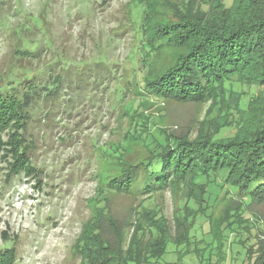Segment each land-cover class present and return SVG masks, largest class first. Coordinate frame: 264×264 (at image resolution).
I'll return each instance as SVG.
<instances>
[{"label": "rangeland", "instance_id": "obj_1", "mask_svg": "<svg viewBox=\"0 0 264 264\" xmlns=\"http://www.w3.org/2000/svg\"><path fill=\"white\" fill-rule=\"evenodd\" d=\"M0 1V7L18 10L16 19L0 26L2 31L9 32L18 19L24 21V16L31 15L36 18L37 34H29V39L35 45H45L38 64L20 62L22 67L32 64L39 76L47 77L62 60L65 68L89 75L88 79H72L63 96L64 105L52 109V120H43L47 107L41 106L37 128H29L31 167L26 162L23 167H11L8 162L12 157L6 160L0 152V251L9 245L4 264H81V241L95 235L115 250L123 246L128 264H253L258 245L260 257L255 264L264 262V199L236 193L228 197L223 172L211 176L222 187L212 183L204 193L179 183L176 192L161 190L150 198L103 189L126 160L139 161L148 153L144 143L194 140L205 137L204 133L213 139L232 138L241 130L242 114L248 110L252 114L249 97L253 102L264 97V84L241 88L239 82L227 81L225 93H212L204 102L145 98L128 90L123 97L115 87L127 80L133 90H139L146 77L143 69H148L140 60L137 63L139 21L137 17L132 18L133 23L128 19L130 0ZM208 1L201 3L199 11L207 10ZM229 1L224 2L228 5ZM162 2L165 15L160 18V29L174 24L176 35L184 33L187 15L179 12L183 0ZM190 9L195 10L194 4ZM179 14L184 19H178ZM16 40L13 36L0 39V77L17 62ZM174 46L162 45L152 64L156 69L170 63L178 49ZM111 75L123 78L118 84V77L109 82ZM235 96H239L237 101ZM132 122L139 123L137 138L129 131ZM1 139L7 138L2 134ZM111 146L118 154L117 149L124 147L125 154L118 156L120 159L108 158ZM186 207L194 209L185 211L189 216L184 213ZM228 207H240L241 218ZM178 210L181 215H175ZM251 214L257 219V228L247 223ZM143 219H152L162 228L156 235L151 231L152 241L146 242L150 223ZM164 225L170 231L163 230ZM132 237L146 245H127ZM90 255L98 256L93 249ZM101 256L91 264L115 259L107 253Z\"/></svg>", "mask_w": 264, "mask_h": 264}, {"label": "trees", "instance_id": "obj_2", "mask_svg": "<svg viewBox=\"0 0 264 264\" xmlns=\"http://www.w3.org/2000/svg\"><path fill=\"white\" fill-rule=\"evenodd\" d=\"M203 1L183 0L179 12L182 16L187 15L184 20L185 32L177 35V30H173L174 24L167 25L169 28L164 27L163 31L160 29V26H163L160 18L165 15L162 0L129 1L131 6L128 19L133 23L132 18L137 17L139 21L136 29L139 33L137 63L140 60L141 64H147L148 69H143L146 77L139 83V90H133L131 82L126 80L120 87H115L116 92L121 91L123 97L128 90L135 91L137 95L145 98L150 96L176 102H204L212 93H225L223 89L227 81L239 82L241 88L251 83L264 84V0H230L228 5L225 0H209L207 10L202 12L199 11V6ZM189 3L192 5L188 6ZM193 4L195 10L191 11ZM0 5H3L2 1ZM16 12L18 10L10 11V7L1 6L0 26L5 25L8 19L15 18ZM180 14L176 17L184 19ZM34 19L36 18L31 15L24 16V21L18 19L9 30L10 33L0 28L1 40L11 36L18 39V45L14 49L17 62L0 77L3 81L0 84V152H3L6 160L12 157L8 162L11 167L15 164L23 167L24 162L28 168L31 167L32 157L28 146L32 141V133L29 128H37V115L41 106L47 107L43 120H52V109L58 108L61 103L64 105L63 96L66 90L70 89L72 79H86V76L89 78L85 71L77 73V69L65 68L62 60L58 58H55V61L60 60V63L55 64L54 73L49 71L47 77L39 76L40 73L34 71L36 68H33L32 64L27 67L20 65V62L25 65L26 61L38 64L42 60L44 43L35 45L36 42L29 39V34H37ZM40 19L43 23V19ZM177 25L183 26L181 23ZM165 44H174L178 49L167 66L156 69L152 64L159 58V51ZM140 50H145L147 54H142ZM116 77V83L123 78L111 75L108 77L109 82ZM94 83L97 84L95 81ZM136 84L138 86V81ZM216 87H219V90ZM234 98L237 101L239 96ZM261 98V101L253 102L249 97L248 101L252 102L249 105L252 114L249 110L242 114L241 130L232 138L213 139L214 137L209 138L208 133H204L206 138L168 142L158 140L152 147L144 143L148 153H145V156L143 154L139 161L126 160L125 165H120L119 173L108 178L103 189L107 191V188H110L111 191L130 197L150 198L153 192L161 190L176 192L179 183V186L183 185L188 190L192 188L204 193L206 187L212 183L222 187L217 185L211 176L223 172L221 179L229 185L223 186L227 187L228 197L232 198L236 193L249 198L264 199V97ZM66 100L69 101L68 98ZM138 124L131 123V136L133 131L136 133ZM2 134L7 138L5 141L1 139ZM138 134L140 135V132L133 137L137 138ZM111 149V154L107 153L108 158L113 156L120 159L118 156L125 154L124 147L117 149L119 154L113 146ZM202 180H207V183ZM197 201L194 199L193 202ZM228 209L234 212L236 217L242 214L240 207ZM186 210L194 212L191 207H186L184 213ZM175 215H181V210L176 211ZM161 220L163 225L165 218L162 216ZM256 220L254 214H251L247 223L257 228L254 223ZM143 221L150 223L146 227L149 233L146 242L152 241L154 236L151 231H155L156 235L162 228L155 226L157 223L152 219ZM163 230L170 231V227L164 225ZM92 238L94 239L81 241L80 249L84 260L81 264L100 260L102 253L111 254L115 258L112 262L105 261L102 264H128L130 259L123 253V246L115 250L98 235ZM128 244L146 245L145 242L140 243L139 238L135 240V237H132ZM8 247L9 245H5L0 251V261H3V264L6 260L4 253ZM258 247L255 249L257 254L253 264L260 257ZM91 249L97 252L96 258L90 255Z\"/></svg>", "mask_w": 264, "mask_h": 264}]
</instances>
